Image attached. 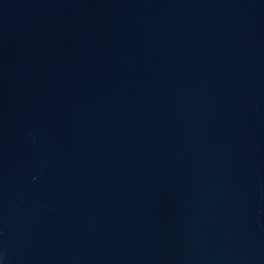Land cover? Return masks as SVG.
<instances>
[{
	"label": "water",
	"instance_id": "95a60500",
	"mask_svg": "<svg viewBox=\"0 0 264 264\" xmlns=\"http://www.w3.org/2000/svg\"><path fill=\"white\" fill-rule=\"evenodd\" d=\"M0 264H264V0H0Z\"/></svg>",
	"mask_w": 264,
	"mask_h": 264
}]
</instances>
